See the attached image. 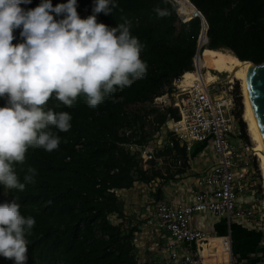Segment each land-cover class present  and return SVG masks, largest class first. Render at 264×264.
I'll list each match as a JSON object with an SVG mask.
<instances>
[{
  "label": "trees",
  "instance_id": "obj_1",
  "mask_svg": "<svg viewBox=\"0 0 264 264\" xmlns=\"http://www.w3.org/2000/svg\"><path fill=\"white\" fill-rule=\"evenodd\" d=\"M182 5L184 0H178ZM208 23V49L229 48L246 62H264V0H190ZM42 0L22 4L33 9ZM67 0H52L53 6ZM110 15L96 14L97 22L109 27L129 22L131 34L142 44L141 60L147 73L131 86L117 88L95 109L86 104L83 94L72 107L52 98L44 106L66 111L72 119L67 132L52 131L60 137L59 147L47 152L29 147L23 164L14 169L20 182L28 166L37 170L35 183L25 189H8L0 184V203L16 200L21 214L35 219L30 235L26 234V264H155L135 259L133 238L139 230L122 214L118 190L137 182L150 183L157 177L165 181L175 173L163 175L155 166L144 169L141 156L123 146L124 135L131 130L145 143L153 138L169 113L178 117L172 106L155 104V98L170 92L173 81L183 73L193 72L194 56L202 25L199 18L187 24L177 14L173 0H114ZM95 0H77V13L84 19L92 14ZM166 9L169 15L158 18L155 9ZM62 19L63 15L55 16ZM21 29H14L13 44L23 42ZM207 41L200 39V47ZM6 97H0V107ZM240 129L246 139V124L237 113ZM176 143L174 149H178ZM172 149L160 150L158 157L168 158ZM183 156L187 157L183 149ZM121 215L118 224L111 215ZM0 264L14 260L0 255Z\"/></svg>",
  "mask_w": 264,
  "mask_h": 264
},
{
  "label": "clouds",
  "instance_id": "obj_2",
  "mask_svg": "<svg viewBox=\"0 0 264 264\" xmlns=\"http://www.w3.org/2000/svg\"><path fill=\"white\" fill-rule=\"evenodd\" d=\"M28 3L0 0V97H6L0 107V184L20 191L35 183L37 170L28 166L22 183L14 165L24 163L30 146L56 150L60 137L53 127L59 132L71 128L68 112L45 110L53 94L68 107L83 94L95 109L117 88L131 86L147 73L140 58L143 46L131 34L130 23L109 27L97 22L96 14L110 15L117 7L114 0H95L84 19L77 13V0L55 6L42 0L24 10L21 5ZM155 11L158 18L169 15L166 9ZM14 29H21L23 42L12 43ZM20 208L16 200L0 203V255L14 264H26V234L35 225Z\"/></svg>",
  "mask_w": 264,
  "mask_h": 264
},
{
  "label": "built area",
  "instance_id": "obj_3",
  "mask_svg": "<svg viewBox=\"0 0 264 264\" xmlns=\"http://www.w3.org/2000/svg\"><path fill=\"white\" fill-rule=\"evenodd\" d=\"M173 1L177 4L180 20L187 24L199 18L202 34H206L208 23L204 14L187 0L194 6L189 17L181 11L180 4ZM197 56H194L192 70L196 73ZM204 70L206 72L205 68L200 71L201 78L193 80L190 85L185 83L186 72L183 73L173 81L170 92L155 98L157 105L172 106L178 117L174 118L169 113L151 140L141 143L131 130L124 132L130 139L123 146L141 156V165L145 170L158 160L159 150L173 148L176 143L185 150L189 160L195 156L206 160L212 157L207 168L196 174L189 172V200L153 198L151 210L147 215L140 216L139 231L144 230L150 240L148 250L155 255V264H211L216 255L214 252L204 254L199 242L213 236L205 228L194 224L197 215L211 213L227 219L229 223L235 221L250 228H256L263 217L257 208L262 202L251 189V149L237 125L239 120L235 113L233 85L223 81L206 83ZM162 136L165 140L160 138ZM196 144H199L198 148ZM175 154L181 155L178 151ZM141 183L143 187L146 184L145 189L150 187L148 183ZM250 195L254 197L250 198ZM220 237L225 248L222 252L227 256L224 263L248 264V260L234 252L231 234ZM143 258L135 256L139 263L148 259Z\"/></svg>",
  "mask_w": 264,
  "mask_h": 264
},
{
  "label": "crops",
  "instance_id": "obj_4",
  "mask_svg": "<svg viewBox=\"0 0 264 264\" xmlns=\"http://www.w3.org/2000/svg\"><path fill=\"white\" fill-rule=\"evenodd\" d=\"M196 147L198 148L199 144H196ZM173 148L170 149L173 150ZM165 149H169V148H165ZM182 150L183 149L180 147H178V149H174L171 156L165 159L158 157L157 155L158 160L154 162L152 166H150V168L155 166V168L157 170H160L164 176L169 173H175L178 170H182L181 173L176 174L175 177L172 179H168L165 181L161 177H157L155 180H152L150 183L147 184L150 186L153 184V182L157 180L162 181V184L159 185L160 188L158 189L157 192V196H158L157 199H164L167 201L168 200L175 201L180 199L189 200V197H191L187 191L188 190L187 185L190 183L191 180L189 172L196 174L197 172L207 168L210 165V162L212 160L211 156L208 157L207 160L204 157H198V156L197 157L195 156L193 160H191V158L189 160L188 156L187 157L183 156ZM175 151H178V153H180L181 155L175 154ZM173 160H175L174 168L173 166L170 165V162ZM169 168L175 169V171L169 170L168 172H166ZM145 186L146 184H144V187ZM144 187L141 182H137L131 188L118 190L121 193L120 196L121 198L119 199H121L123 203L125 202L128 204L135 203L136 204L135 207H139V204L137 203L136 200L143 198L144 195H142L143 193L142 190L145 189ZM160 189H162L161 192H159ZM124 213H126V210ZM143 214L144 212L142 214H138L137 216L139 215L141 216ZM121 221L122 219L119 218V222ZM119 222H117L116 224H118ZM194 224L202 228H205L213 236L210 240L200 242L199 244L204 254H209L211 252H214V254L216 255L213 261H211V264H226L224 262L227 256L224 252H222L223 250H225V248L222 245V238L220 236H225L229 234H231L232 236L234 252L240 258L248 260V264H259L264 259V251H262V249L260 250L256 248L258 247L256 246V244L260 241L256 238L257 232L255 231V229H252L247 226H243L235 221H231L229 223L227 219L219 218L211 213L197 215L194 218ZM236 236H239V239L241 238L242 239L241 241L243 243L242 242L236 243L235 242ZM254 241H256V244L252 243ZM249 244L251 246H249ZM133 245H134V254L136 257L148 258L147 253L149 254V252L147 251H149L148 249L150 245V240L147 238L146 232H144V230L143 231L138 230L135 232Z\"/></svg>",
  "mask_w": 264,
  "mask_h": 264
},
{
  "label": "rangeland",
  "instance_id": "obj_5",
  "mask_svg": "<svg viewBox=\"0 0 264 264\" xmlns=\"http://www.w3.org/2000/svg\"><path fill=\"white\" fill-rule=\"evenodd\" d=\"M208 49V47H205L202 52L200 53V55L197 56L196 58V67H197V72L199 74V77L201 78V74H200V71H202L203 68L206 69V78L209 79L208 77V73L211 72L213 74V78L212 80L215 78V76H217L214 81L215 82H218V81H223V82H226L228 84H232L233 85V94H234V107H235V113H236V116H237V113L241 112V118L242 120L245 122L246 124V134H247V138L245 139V142H247L250 146V149H251V156H252V161H251V164H252V169L250 170V173L252 175L251 177V180H250V183L253 185L251 189H253V191L258 195V197L260 198L261 202L262 203H259L258 204V209L263 213V217L262 219H259V224H257L256 228H252V229H255V231L257 232L256 234V238L260 241L256 244V241L252 242V243H255L257 249H262V251H264V171H263V167H262V162H261V159L259 158L258 156V153H257V144L256 142L254 141L253 139V136L251 135V132H250V127H249V122L246 120V116H245V103H244V95H243V83L240 79L238 78H235V77H231L229 75V73H220L218 72L217 70H215L212 65L205 59V50ZM219 50L220 52L222 53H230L232 55H236L231 49L229 48H219L217 49ZM209 63V64H208ZM204 66V67H203ZM196 72V71H193V73ZM204 74V75H205ZM211 81V80H209ZM237 125L238 127L240 128V124L239 122H237ZM165 130V128H164ZM163 129H161V131H164ZM165 132V131H164ZM162 140H165V137H160ZM160 152V150H159ZM254 152V154H253ZM158 155V154H157ZM174 161H171L170 162V165L173 166L174 168ZM154 164V163H152ZM151 164V166H152ZM170 166V167H171ZM169 170H173L175 171V169H168L166 172H168ZM154 184V185H153ZM152 185H150V187H146V189L142 190V195L143 198H140L139 200L137 199V203L139 204V207H135V203H123V201H121V206L123 208V212L122 214L127 216L130 220V222L132 224H140L141 223V217L140 215L137 216L138 214H142L144 212V214H148V212L151 210V205H152V199L153 198H156L157 199V192H158V189L160 188V184H162V181L160 180H157L155 182H153ZM162 189H160L159 192H161ZM119 195V198H121V193L118 191L117 193ZM250 198H253L254 196L253 195H250L249 196ZM126 210V213H124ZM119 218L122 219L121 215H111L110 216V220L113 222V223H117L119 222ZM134 236H135V233H134ZM134 240V238H133ZM242 239L240 238L239 239V236H236V239H235V242L236 243H241ZM248 240V239H246ZM243 243V242H242ZM249 246H251L249 244ZM149 252V254L147 253L148 255V258H152L153 261H157L156 258H155V255L153 253H151L150 251H147ZM139 259V258H138ZM262 262H264V259L262 260ZM261 262V263H262Z\"/></svg>",
  "mask_w": 264,
  "mask_h": 264
},
{
  "label": "bare ground",
  "instance_id": "obj_6",
  "mask_svg": "<svg viewBox=\"0 0 264 264\" xmlns=\"http://www.w3.org/2000/svg\"><path fill=\"white\" fill-rule=\"evenodd\" d=\"M175 1L180 4L181 11L184 12L185 15L190 17L193 14L194 6L190 2H188L187 0H184V1H186V3L184 5H182L180 1H178V0H175ZM203 35L206 36L207 41H208L207 34H205V32H204L202 34L201 38L203 37ZM207 41L202 47H200L199 55L205 47H208L209 44L207 43ZM205 59L218 72L229 73V75L231 77L238 78L242 81L244 103H245V116H246V120L249 122L251 135L253 136V139L257 144V153H258L259 158L261 159L262 167H263V171H264V137L262 135V132L260 130L258 122L254 116V113H253V110L251 107L248 88H247V74H248V70H249V67L251 65V62L250 61L244 62V61L240 60L236 55H232L230 53H222L216 49H206L205 50ZM206 74L204 75L206 83L213 82L214 79L217 77L214 75L215 78L212 80L213 74L211 72H209L208 73L209 79H207ZM185 77H186L185 83L190 85L193 82V80H196L199 77V74H198V72L197 73L196 72H194V73L193 72H187ZM209 80H211V81H209ZM253 154H254V152H253ZM211 238L212 237L207 238L205 240H202L200 242L210 240ZM200 242H199V244H200Z\"/></svg>",
  "mask_w": 264,
  "mask_h": 264
},
{
  "label": "water",
  "instance_id": "obj_7",
  "mask_svg": "<svg viewBox=\"0 0 264 264\" xmlns=\"http://www.w3.org/2000/svg\"><path fill=\"white\" fill-rule=\"evenodd\" d=\"M202 31L198 39V50L196 56L199 55ZM206 34L208 37V31ZM252 73H255V75L253 76ZM250 83L253 85L252 88H249ZM247 88L254 116L264 137V62L260 64L251 62L247 74Z\"/></svg>",
  "mask_w": 264,
  "mask_h": 264
},
{
  "label": "snow or ice",
  "instance_id": "obj_8",
  "mask_svg": "<svg viewBox=\"0 0 264 264\" xmlns=\"http://www.w3.org/2000/svg\"><path fill=\"white\" fill-rule=\"evenodd\" d=\"M252 75L254 76L255 73H252ZM252 87H253V85L250 83V84H249V88H252Z\"/></svg>",
  "mask_w": 264,
  "mask_h": 264
}]
</instances>
